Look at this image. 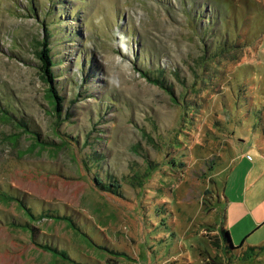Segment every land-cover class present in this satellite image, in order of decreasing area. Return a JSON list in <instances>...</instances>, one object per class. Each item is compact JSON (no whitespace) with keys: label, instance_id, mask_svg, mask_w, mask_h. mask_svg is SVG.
Instances as JSON below:
<instances>
[{"label":"rangeland","instance_id":"374dc122","mask_svg":"<svg viewBox=\"0 0 264 264\" xmlns=\"http://www.w3.org/2000/svg\"><path fill=\"white\" fill-rule=\"evenodd\" d=\"M262 186L264 0H0V264H226Z\"/></svg>","mask_w":264,"mask_h":264},{"label":"crops","instance_id":"0c3cea01","mask_svg":"<svg viewBox=\"0 0 264 264\" xmlns=\"http://www.w3.org/2000/svg\"><path fill=\"white\" fill-rule=\"evenodd\" d=\"M260 193V196H257L247 192L245 196L247 198L242 199L239 206H236V203H230L228 211L233 209V212L226 217L224 230H228L231 237V240H228L231 243L229 253L236 258L226 264H248L249 261H240L241 254L247 253L250 257L255 254L258 256L264 254V186ZM239 211L243 213L237 215ZM230 219L231 229L228 227ZM236 228L241 229L242 232H237L235 235Z\"/></svg>","mask_w":264,"mask_h":264},{"label":"trees","instance_id":"16d2710c","mask_svg":"<svg viewBox=\"0 0 264 264\" xmlns=\"http://www.w3.org/2000/svg\"><path fill=\"white\" fill-rule=\"evenodd\" d=\"M48 33V32H47ZM49 34V33H48ZM38 57L40 59V69L43 72V78L44 80L47 81L48 83V94L51 98V101L53 102V107L55 108V111H57L58 115H61L62 111H63V97L61 96V94L59 93L57 86L55 85L56 82V74L54 72V67L56 65V62L53 59V55H52V46L50 41L48 40V38L46 37V39L44 38V40L41 41L40 44V49L38 51ZM37 133L34 134V136H36ZM41 140L40 137H36V142L34 144V148L35 149L37 146V142ZM44 141V140H42ZM223 235L226 236L227 240H231L230 234L228 232V230H222ZM264 249V248H263ZM54 253H56L57 255H61L64 258H68L67 254L64 251H60V250H55L53 249Z\"/></svg>","mask_w":264,"mask_h":264}]
</instances>
